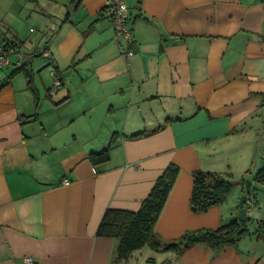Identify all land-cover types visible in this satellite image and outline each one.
<instances>
[{"label":"crops","instance_id":"1","mask_svg":"<svg viewBox=\"0 0 264 264\" xmlns=\"http://www.w3.org/2000/svg\"><path fill=\"white\" fill-rule=\"evenodd\" d=\"M124 1L128 60L105 0H0V39L24 57L0 73V264H114L117 239L97 236L105 212L137 211L169 165L179 172L156 239L238 219L245 194L250 233L180 255L145 246L122 264H264L254 234L264 219V186L254 185L264 168V0ZM28 7L44 31L30 44L18 31ZM115 133L109 161L94 167L89 154ZM199 170L235 186L194 213Z\"/></svg>","mask_w":264,"mask_h":264},{"label":"trees","instance_id":"2","mask_svg":"<svg viewBox=\"0 0 264 264\" xmlns=\"http://www.w3.org/2000/svg\"><path fill=\"white\" fill-rule=\"evenodd\" d=\"M146 134V132L137 133L130 138L137 139ZM117 136L118 134L115 133L102 150L89 154V161L94 167L109 161L110 152L117 145ZM178 172L179 169L175 165L165 168L137 211L109 209L105 212L98 227L97 236L117 239L118 247L114 264L126 262L135 251L145 246L180 255L190 247L199 244L219 250L235 245L243 237L249 235L250 220L246 218L244 221L234 219L215 230L187 232L173 242L165 243L156 239L153 233L154 225L165 205ZM192 178L190 206L194 213L206 211L223 203L235 186L234 182L216 172L199 170L193 172ZM254 181L264 186V168L257 171ZM254 234L264 239V219L257 222Z\"/></svg>","mask_w":264,"mask_h":264},{"label":"built area","instance_id":"3","mask_svg":"<svg viewBox=\"0 0 264 264\" xmlns=\"http://www.w3.org/2000/svg\"><path fill=\"white\" fill-rule=\"evenodd\" d=\"M104 14L110 18L114 24L116 37H121L123 43H118L121 56L128 60L134 53L132 45V33L127 26L128 7L124 0H105ZM15 56L20 66L24 60L23 54L15 50L13 43L5 39H0V73L10 63V57ZM58 85V82H56ZM68 184V181H64ZM246 203L253 204V200L247 198Z\"/></svg>","mask_w":264,"mask_h":264},{"label":"rangeland","instance_id":"4","mask_svg":"<svg viewBox=\"0 0 264 264\" xmlns=\"http://www.w3.org/2000/svg\"><path fill=\"white\" fill-rule=\"evenodd\" d=\"M37 13L38 12L33 11L31 8L28 7L26 9V13L24 12L21 14L23 16L22 25H20L18 31H19V37H21V40L24 41V43L30 44V41L34 42L35 38L39 39L42 36V33H44L42 27L40 26V24L38 23L36 19L38 17ZM45 15L47 16V14ZM43 18H46V17H43ZM0 31H1V28H0ZM248 182L251 183L250 180H248ZM254 185L258 186L257 183H254ZM142 254L145 255L144 251H142Z\"/></svg>","mask_w":264,"mask_h":264},{"label":"water","instance_id":"5","mask_svg":"<svg viewBox=\"0 0 264 264\" xmlns=\"http://www.w3.org/2000/svg\"><path fill=\"white\" fill-rule=\"evenodd\" d=\"M250 182H246L245 185V192L248 193L249 189H250ZM248 198V194L242 195L239 198V202H238V219L241 221H244L246 219V213H247V209L245 208L246 205V201Z\"/></svg>","mask_w":264,"mask_h":264}]
</instances>
